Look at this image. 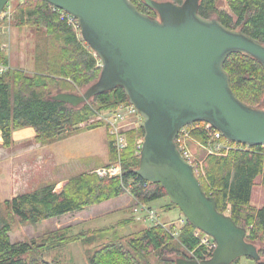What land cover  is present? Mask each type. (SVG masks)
<instances>
[{"label":"trees","instance_id":"1","mask_svg":"<svg viewBox=\"0 0 264 264\" xmlns=\"http://www.w3.org/2000/svg\"><path fill=\"white\" fill-rule=\"evenodd\" d=\"M156 1L180 4L183 0ZM218 1L200 0L198 14L207 19L214 18L225 27L239 30L264 45V0H224L228 12L218 8ZM131 2L140 12L157 16L142 0ZM66 19L65 15L61 17L59 10L41 0H19L12 7V27L34 29L35 73L28 76L20 69L11 68L9 59L0 50V65L5 68L0 72L2 147L12 144L15 130L27 127L33 129L34 141L40 145L93 130L102 123L88 124L84 128L79 125L99 111H114L128 104L121 88L99 94L79 108L50 99L59 93H76L94 83L100 74L97 58L83 40L77 38L74 26ZM223 69L228 74L234 95L252 108H261L264 103L263 67L245 54L234 53L228 56ZM191 136L201 144L209 140L202 129L192 131ZM142 137L141 127L126 131V146L117 152L114 138L109 136L107 165L120 164L119 176L99 178L91 170L63 180L59 192L55 191L57 182L46 183L0 204V264H61L57 260L45 261V252L76 242L90 245L106 232V229H99L67 235L55 230L40 242H12L10 217L31 224L49 221L119 198L128 188L142 203L167 197L159 184L145 182L135 174L139 163L136 140ZM203 170L205 175L200 177L194 165L204 193L214 198L219 212L227 213L238 227L246 229V241L257 246L264 262V204L259 208L250 204L257 178L264 188V155L258 147L248 151L231 150L226 155H208L204 158ZM168 206L175 207L172 203ZM130 221L125 220L119 226ZM193 231L194 227L187 221L177 237L172 236L170 229L151 225L101 243L93 252H87L84 264H175L179 258L208 259L210 254L200 246ZM190 251L195 252L194 256H188Z\"/></svg>","mask_w":264,"mask_h":264},{"label":"water","instance_id":"2","mask_svg":"<svg viewBox=\"0 0 264 264\" xmlns=\"http://www.w3.org/2000/svg\"><path fill=\"white\" fill-rule=\"evenodd\" d=\"M9 1L0 0V14ZM41 1L76 20L81 39L100 61L98 79L82 94L59 93L50 99L77 108L121 88L143 121L135 174L159 184L186 221L214 240L208 259L179 258L175 264H232L240 258L264 264L257 246L246 241V229L217 210L174 142L182 127L204 122L229 142L264 144V109L241 102L223 69L234 53L264 69V45L200 16V0H142L155 17L140 12L131 0Z\"/></svg>","mask_w":264,"mask_h":264},{"label":"rangeland","instance_id":"3","mask_svg":"<svg viewBox=\"0 0 264 264\" xmlns=\"http://www.w3.org/2000/svg\"><path fill=\"white\" fill-rule=\"evenodd\" d=\"M18 1L10 0V6L13 7ZM217 5L219 9L228 12L224 0H219ZM5 13H8V11H5ZM10 20L11 16L8 19L4 16L0 21V50L9 59L11 68L20 69L26 75L31 76L35 73L34 46L36 40L34 29L31 27H12ZM74 30L77 38L81 39L79 30ZM91 54L94 53L91 51ZM0 67L3 66L0 65ZM87 87L76 93L73 92V94L80 95ZM261 108L264 109V103ZM112 113L113 111H99L86 123L79 126L84 128L88 124L101 122L100 127L71 135L47 145H40L34 141V131L30 127L15 130L12 133V144L7 148L2 147L0 138V204L6 200H11L17 195L33 191L46 183L57 182L55 191L59 192L62 181L65 179L91 170L92 173L96 174L95 170L110 168L115 165H107L109 160L107 142L109 136H111L107 120L110 119L114 122ZM125 118L124 123L121 124V132L137 129L136 127L142 125V119L138 115H128ZM142 138H138L136 142ZM189 147L194 155L197 173L202 177L205 175L203 161L208 155L194 142L193 144L190 143ZM232 150L236 151L237 147ZM96 176L99 178L110 177H100L97 174ZM129 190L131 188H128L126 193L119 198L49 221L31 224L10 217V240L12 242L29 240L40 242L46 234L55 230L64 231L67 235H74L80 231L90 232L106 229V232L101 237H97L90 245L76 242L46 251L43 256L45 261L57 260L61 264H84L87 252H93V249L101 243L116 236H128L152 225L144 220V212H135L137 202L134 200L135 196ZM168 204H170L169 199L162 197L148 203L147 207L158 215V222L161 225L176 226L181 230L184 223L181 225L180 221L184 217L176 206L169 207ZM250 204L257 208L264 204V188L261 186L259 178L255 180L252 188ZM2 212L5 214L4 210ZM125 220L131 221L127 225L119 226V223ZM191 252L194 251H190L188 256H192ZM232 264L256 263L249 258H240L238 262Z\"/></svg>","mask_w":264,"mask_h":264},{"label":"built area","instance_id":"4","mask_svg":"<svg viewBox=\"0 0 264 264\" xmlns=\"http://www.w3.org/2000/svg\"><path fill=\"white\" fill-rule=\"evenodd\" d=\"M4 10L8 11V13H5ZM11 11H12V7L10 6V4H7L5 9H3V11L0 14V21L2 20V18L4 16L6 19H8L11 16ZM60 12H61V17H63L64 15L66 16V18H67L66 20H67L68 24L73 25L75 29L79 30V27L77 25L76 20H74L72 17H70L65 12H62V11H60ZM94 56H95V54H94ZM98 66L100 67L99 61H98ZM4 70H5V68L0 67V72H2ZM128 115L129 116L130 115H138L136 109L130 104L122 105V106L118 107L115 111H113L112 118L114 119V122H112L110 119L107 120V123L110 126L109 133L111 136L114 137V147L116 148L117 152H120L126 146V140H125L126 131L123 130V132H121V128H122L121 124L124 123V120L126 119L125 116H128ZM141 126L142 125L140 124L136 128H139ZM198 129H202L203 132H205V134L207 135V138L209 139L208 143L201 144L192 138L191 132L198 130ZM174 142H175L176 148L179 151L182 158L184 160H186L189 164H191L193 169H194V165L196 166V164H195L193 152L191 153V149L189 147L190 143L193 144V142H194V143L198 144L204 151H206L207 155H226L229 151L234 149V147H235V149L237 147V150H243V151H248L251 148V147H248L246 145H242V144H238V143H234V142L229 144L230 142H228L226 139H224V137L222 136V134L220 132L215 130L210 124L204 123V122H194V123H190V124L182 127L179 130ZM142 143H143V139L138 140L136 142V151L138 154H140V151L142 148ZM256 147H258L259 152L264 155V144L256 146ZM95 173L100 177H102V176H110V177L119 176L121 174V166H120V164L117 163L110 168H101V169L95 170ZM134 200L137 202V207H136L135 212H144V215H145L144 220L146 222H149L152 225H161L158 222V220H159L158 215L154 211H152L150 208L147 207V203H142V202L138 201L136 198ZM180 223H182L181 225H183L184 219L181 220ZM161 226H163L165 229H170L171 234L174 237H177L179 232H180V228L176 227V226H174L172 229H171V225L168 227L164 226V225H161ZM193 236L196 239H198L200 246H202L204 248V250L206 251L207 254H211V252L216 247V244L211 237L201 233L197 229H194ZM193 253L194 252H191L192 256H194ZM196 260H198V259H196Z\"/></svg>","mask_w":264,"mask_h":264},{"label":"crops","instance_id":"5","mask_svg":"<svg viewBox=\"0 0 264 264\" xmlns=\"http://www.w3.org/2000/svg\"><path fill=\"white\" fill-rule=\"evenodd\" d=\"M34 134V133H33ZM34 136V135H33ZM2 141V140H1Z\"/></svg>","mask_w":264,"mask_h":264}]
</instances>
